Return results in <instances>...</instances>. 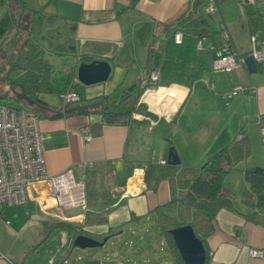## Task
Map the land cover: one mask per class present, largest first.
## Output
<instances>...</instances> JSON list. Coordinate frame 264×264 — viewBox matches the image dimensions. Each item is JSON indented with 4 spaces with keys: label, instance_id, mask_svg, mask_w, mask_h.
I'll list each match as a JSON object with an SVG mask.
<instances>
[{
    "label": "crops",
    "instance_id": "crops-1",
    "mask_svg": "<svg viewBox=\"0 0 264 264\" xmlns=\"http://www.w3.org/2000/svg\"><path fill=\"white\" fill-rule=\"evenodd\" d=\"M206 3L207 0L5 3L2 11L10 6L23 25L25 15L29 16L31 37L41 42L44 58L52 65L50 88L36 93L40 106L25 104L39 119L47 175L68 173L75 184L84 185L86 172L95 174L96 170L112 203L104 222L85 224L86 210L81 204L61 202L49 180L35 183L25 204L1 208L0 264H70L68 256L77 253L73 242L79 234L97 240L108 236L109 240L129 233L142 242L143 232L157 219L156 209L169 202L177 190L168 179L161 180L156 189L148 188L138 169L148 163L166 162L170 148L178 155V168H198L221 148L242 139L246 140L247 152L223 183L232 192L231 207L224 206L217 212L205 248L209 264H264V214L256 212L257 221L252 219V207L242 198L247 188L244 170L264 169V65L257 63L255 72L245 64L232 71L211 68L215 52L226 41L245 57L253 47L252 35H256L257 48L264 44V2L214 0L216 11L208 16V34H183L178 44L174 59L185 62L178 68L176 80L160 84L149 79L151 71L163 65L170 34L174 41V33L179 30L175 29L177 21L188 13L205 12ZM66 37L73 40L71 52L58 48ZM5 41L3 49L7 50ZM11 54L3 51L1 58L9 63ZM54 58L65 60L57 70ZM94 59L110 62L109 77L89 85L74 83L72 87L80 100L66 106L99 100L102 105L84 113L53 116L54 111L66 107L63 95L78 65ZM64 67H68L67 73ZM235 88H239L238 94L229 95ZM86 133L91 135L89 141L84 137ZM82 163L92 165L83 167ZM127 165L134 168V174L126 186H120L116 171ZM72 192L77 193L76 189ZM148 243L145 241L144 246ZM136 248L124 254L116 247L102 258L88 253L92 260L82 264H173L170 255L156 256ZM252 248L262 249L263 256H250ZM76 255L79 260L80 253Z\"/></svg>",
    "mask_w": 264,
    "mask_h": 264
},
{
    "label": "trees",
    "instance_id": "trees-1",
    "mask_svg": "<svg viewBox=\"0 0 264 264\" xmlns=\"http://www.w3.org/2000/svg\"><path fill=\"white\" fill-rule=\"evenodd\" d=\"M12 1L0 0V86H7L6 89H3L4 92L0 93V98L16 100L13 93L15 90L27 94L34 99L35 105H39L36 93L50 88L49 76L52 65L44 58V47L41 42L31 37L30 28L23 29V22L16 19L11 7L2 11L5 3ZM209 15L212 14L206 11L199 14L183 15L175 24V29L182 30L183 34L189 37L206 36ZM5 39V43L8 45L7 50L3 49ZM72 41L71 38L66 37L58 48L71 52L74 50ZM178 48L179 45L173 41L172 34H170L166 45V57L159 70V79L161 80L157 83L168 84L171 80H176L178 68L185 62V60L177 62L174 59ZM3 51L14 54L11 64L8 63V59L1 58ZM14 70L21 72L19 77H11L10 73ZM18 102L26 104L24 100H18ZM246 152L247 143L245 139H242L231 146L221 148L198 168H178L179 163L173 164L168 161L163 165L148 163L144 167L143 180L148 188L156 189L161 180L168 179L174 182V189L177 190L169 202L156 209L160 232L166 241L173 264L187 263L181 258L169 230L190 224L195 235L202 240L205 247V239L214 229L213 221L217 212L224 206L231 207L232 192L224 187V179ZM94 172L95 174H91L88 171L85 175L84 194L87 208L84 217L85 224L104 222L112 203L109 199L110 193L101 184L96 170ZM244 178L247 188L244 190L242 198L252 207L251 218L257 221L256 212L264 214V169L248 167L244 170ZM209 259L210 256L206 250L203 264H209Z\"/></svg>",
    "mask_w": 264,
    "mask_h": 264
},
{
    "label": "built area",
    "instance_id": "built-area-1",
    "mask_svg": "<svg viewBox=\"0 0 264 264\" xmlns=\"http://www.w3.org/2000/svg\"><path fill=\"white\" fill-rule=\"evenodd\" d=\"M261 4L264 0H242ZM205 11L213 14L216 11L214 0H207ZM183 38V31L174 33V42L180 44ZM253 44L250 55L256 63L264 62V44L257 48L256 35L251 36ZM245 56L235 52L226 41L216 52L211 68L215 71H232L244 64ZM68 67L63 71L68 72ZM159 69L151 71L149 79L158 81ZM77 74L73 75L68 90L63 95L64 106L80 100L79 93L72 87L77 83ZM146 84V81H144ZM239 88L233 89L229 95H236ZM86 131L85 128L82 129ZM264 132V127H262ZM85 139L89 141L91 135L86 133ZM164 164L165 161H159ZM83 167H90L91 163H82ZM140 175L144 174V167L138 169ZM49 180L53 184L54 191L58 194L61 202L66 205L79 203L86 210L84 185L75 184L68 173L55 177H49L46 173L45 161L42 152L39 119L30 108L6 106L0 104V211L3 205H21L28 200L31 186L37 182ZM68 183V184H65ZM68 189V191L66 190ZM73 189L77 193L73 194ZM252 257H262L263 250L249 249Z\"/></svg>",
    "mask_w": 264,
    "mask_h": 264
},
{
    "label": "water",
    "instance_id": "water-1",
    "mask_svg": "<svg viewBox=\"0 0 264 264\" xmlns=\"http://www.w3.org/2000/svg\"><path fill=\"white\" fill-rule=\"evenodd\" d=\"M14 9V7H13ZM25 24L23 25L24 30H28L30 26V19L28 15L24 17ZM14 58L12 53L9 58L11 63ZM244 64L250 72L257 70V63L252 55L245 57ZM264 65V62H263ZM111 72V64L106 59H94L90 62H81L77 67V77L79 82L85 85L100 83L109 77ZM13 90V88H12ZM13 93L18 100H24L29 106L35 104L34 99L23 92L13 90ZM102 105V101H94L91 103H83L72 106H66L60 111H56L53 116H61L63 114H70L74 112L85 111L89 109L98 108ZM168 162L173 164L179 163L178 155L174 152L173 148L169 149ZM134 168L131 165L121 166L117 169V182L120 186H126L129 177L133 176ZM34 185L31 186V190ZM169 233L173 239V242L181 255L183 261L187 264H203L206 258V250L204 243L198 238L190 224L181 225L169 230ZM108 236L103 237L102 240H97L86 235L79 234L74 239V246L81 249L92 248L97 246H103L108 240ZM62 264V263H59Z\"/></svg>",
    "mask_w": 264,
    "mask_h": 264
},
{
    "label": "rangeland",
    "instance_id": "rangeland-1",
    "mask_svg": "<svg viewBox=\"0 0 264 264\" xmlns=\"http://www.w3.org/2000/svg\"><path fill=\"white\" fill-rule=\"evenodd\" d=\"M211 16V15H210ZM211 19V17H210ZM64 59L58 60V58H54V67L55 70H57L60 65L61 62H64ZM58 72V71H57ZM20 71L19 70H14L10 73L12 78H17L20 75ZM58 74H60L58 72ZM6 85L0 86V93L4 92V88ZM7 88V86H6ZM0 104L2 105H6V106H19V107H24V108H28L25 104L19 103L18 100H7L5 98H0ZM236 172V170H234V173ZM149 224V223H148ZM143 241L139 242L137 241L138 237L134 236L132 234L129 233H123L122 235H119L117 238L113 237V239H109L106 241V243L103 246H97V247H92V248H85V249H81L79 247H73L75 249H77V253L71 254V258L70 255L68 256L70 259V264L74 263H78V264H82L85 262H88L89 260H92V255L89 256L88 253H95L97 254L98 258H102L106 255V253H110L111 249L117 248H121L122 253L124 254H130V251H134L135 248L137 249H142V251H146L147 254H155L156 256L158 255H167L169 256V251L167 250V246H166V241L162 239V235L160 232V226H159V222L158 219H154L152 224L148 225V229L146 232H143ZM145 241H149L148 244H146V246H144V242ZM138 245V246H137ZM137 252V251H136ZM80 253V259H76L78 254ZM166 253V254H165ZM83 256H82V255ZM146 254V253H145Z\"/></svg>",
    "mask_w": 264,
    "mask_h": 264
}]
</instances>
